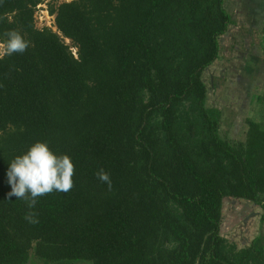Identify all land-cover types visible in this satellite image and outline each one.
Here are the masks:
<instances>
[{
	"label": "trees",
	"instance_id": "1",
	"mask_svg": "<svg viewBox=\"0 0 264 264\" xmlns=\"http://www.w3.org/2000/svg\"><path fill=\"white\" fill-rule=\"evenodd\" d=\"M40 1L0 0V41L29 42L0 59V264H264V235L239 247L221 233L226 198L264 222V126L249 118L243 141L224 138L203 79L236 3H50L55 31L35 25ZM38 141L70 156L74 187L30 210L7 171Z\"/></svg>",
	"mask_w": 264,
	"mask_h": 264
},
{
	"label": "rangeland",
	"instance_id": "2",
	"mask_svg": "<svg viewBox=\"0 0 264 264\" xmlns=\"http://www.w3.org/2000/svg\"><path fill=\"white\" fill-rule=\"evenodd\" d=\"M67 1L72 0L40 1L34 11L36 27H48L56 31V16L50 12V3L57 5ZM240 4L242 1L234 8L236 20L241 15L238 8ZM47 13L52 17L50 26L47 24ZM239 19L238 23L231 25L229 32L220 38V58L203 73L208 88V105L216 106L222 113L221 135L233 141L245 139L246 122L249 118L261 122L264 126V103H260L263 102L260 99H264V21L253 25L250 17ZM67 43L71 44V41L68 40ZM73 51H76L75 47ZM223 205L221 233L227 239L243 247L249 245L254 237L264 235V222L260 221L258 214L261 208L258 205L235 198H226ZM29 261L30 264H54L40 261L33 256Z\"/></svg>",
	"mask_w": 264,
	"mask_h": 264
},
{
	"label": "clouds",
	"instance_id": "3",
	"mask_svg": "<svg viewBox=\"0 0 264 264\" xmlns=\"http://www.w3.org/2000/svg\"><path fill=\"white\" fill-rule=\"evenodd\" d=\"M4 35L7 39L0 42V59L5 55L23 53L29 47V42L16 30H9ZM74 175L75 166L70 156L58 155L47 142L38 141L9 162L7 177L11 191L8 196L25 201L31 210L35 208L39 197L53 192L71 191L74 187ZM95 175L99 181L107 183L111 190L109 173L101 168ZM24 218L28 223H38L37 214L33 211H29Z\"/></svg>",
	"mask_w": 264,
	"mask_h": 264
},
{
	"label": "crops",
	"instance_id": "4",
	"mask_svg": "<svg viewBox=\"0 0 264 264\" xmlns=\"http://www.w3.org/2000/svg\"><path fill=\"white\" fill-rule=\"evenodd\" d=\"M233 1L236 3V5H238V2L242 1L240 7L238 6V8L241 11V15L238 17V20H236L237 23L240 20L239 18L241 17L245 19H248L250 17L251 24L253 25H257L258 23L260 24L264 21V0H233ZM253 30H255V28ZM261 212L262 211H260L258 214L260 217H261Z\"/></svg>",
	"mask_w": 264,
	"mask_h": 264
},
{
	"label": "built area",
	"instance_id": "5",
	"mask_svg": "<svg viewBox=\"0 0 264 264\" xmlns=\"http://www.w3.org/2000/svg\"><path fill=\"white\" fill-rule=\"evenodd\" d=\"M46 16H47V20H48L47 24L49 23L48 25L50 26L51 25L50 20L52 17L49 15V13H47Z\"/></svg>",
	"mask_w": 264,
	"mask_h": 264
},
{
	"label": "water",
	"instance_id": "6",
	"mask_svg": "<svg viewBox=\"0 0 264 264\" xmlns=\"http://www.w3.org/2000/svg\"><path fill=\"white\" fill-rule=\"evenodd\" d=\"M26 264H30V261H28Z\"/></svg>",
	"mask_w": 264,
	"mask_h": 264
}]
</instances>
